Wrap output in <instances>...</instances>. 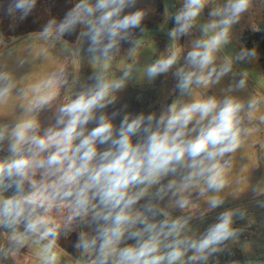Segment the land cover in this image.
Masks as SVG:
<instances>
[{
  "label": "clouds",
  "instance_id": "9594fccd",
  "mask_svg": "<svg viewBox=\"0 0 264 264\" xmlns=\"http://www.w3.org/2000/svg\"><path fill=\"white\" fill-rule=\"evenodd\" d=\"M136 2L79 0L56 31L62 37L74 32L77 25L86 27L88 51L94 61H103L102 68L106 70L111 53L119 51L121 42L138 43L132 40L133 30L141 27L146 12L143 9L126 12ZM205 2L185 0L174 17L175 27L170 35L188 34ZM250 2L227 0L222 8L211 13L221 19L205 26L203 31L207 34L210 28L219 30L194 42L186 56L192 70L181 67L175 73L181 94L188 92L193 84L219 83L231 71V59H225L219 68L215 66L216 53L228 43L231 26L238 22ZM35 4L36 0H14L9 14L18 12L23 21ZM53 25H56L54 19L43 28L42 35L50 36ZM253 55L254 51L245 50L236 59ZM178 60L179 50L156 60L146 68L147 78L151 81L166 74ZM130 73L128 66L115 81L107 80L103 72L97 75L95 85L58 108L55 124L42 135L38 134L40 126L34 117L18 122L11 130L7 125L0 127V142L7 134L12 156L0 161V189L16 190L10 197H0V227L11 230V240L17 247L24 246L29 234L51 238L41 254L45 264H54L58 258L53 247L61 223L52 216L54 210H66L62 221L65 234L81 225L95 226L91 236L80 231L75 245L84 253L95 252L92 264H177L189 251L194 253L189 259L207 264L210 256L222 250L221 245L241 231L233 227L237 214L240 219L244 217L239 210L220 212L217 222L199 239H191L182 235L190 218L173 219L151 203L143 209L136 206L153 186H158L156 198L163 200L171 193L174 206L181 210L190 206L193 189H198L199 196L207 191H222L228 184L225 174L230 167L225 157L236 152L244 143L242 137L251 133V129L243 127L241 113L245 102L234 96L222 100L209 96L179 106L172 103L159 117L155 113L134 117L125 114L117 127L108 115L96 113L114 103L115 98L109 97L125 87ZM246 75L228 91L233 87L243 89ZM53 83L52 79L47 81L48 85ZM14 87L11 75L0 72V104L6 102ZM39 90L37 86L36 91ZM55 95V92L40 95L32 107L50 104ZM255 104V100L249 101L248 109H253ZM116 115L112 113L113 117ZM93 121L96 126L89 130L88 125ZM192 132L196 134L192 136ZM185 169L178 180L162 183L169 175ZM38 175L40 179L36 178ZM25 184L28 191L24 190ZM255 191L264 193L259 187ZM223 203L219 196L208 197L209 210ZM157 214L164 219L156 220ZM20 225L23 231L18 230ZM129 240L135 243H127Z\"/></svg>",
  "mask_w": 264,
  "mask_h": 264
},
{
  "label": "rangeland",
  "instance_id": "374dc122",
  "mask_svg": "<svg viewBox=\"0 0 264 264\" xmlns=\"http://www.w3.org/2000/svg\"><path fill=\"white\" fill-rule=\"evenodd\" d=\"M226 2L227 0H206L188 34L172 37L170 33L175 27L174 17L184 6L185 0H137L135 6L126 9V12L138 9L146 12L141 27L133 30L132 40L138 43L121 42L119 51L111 53L109 67L105 70L102 68L103 61H94L93 54L88 51L86 27L77 25L74 32L62 37L56 31L57 25L79 0H36L35 7L23 21L19 19L18 12L9 14L14 0H0V72L9 73L15 83L6 102L0 104V127L7 125L11 130L18 122L34 117L40 126L38 134L42 135L45 129L55 124L58 108L95 85L97 75L103 72L107 80L115 81L123 76L128 66H131V73L125 87L111 94L109 98L114 97V103L96 113L97 116L101 112L108 115L117 127L125 114L134 117L141 113L145 116L155 113L159 117L172 103L179 106L209 96H215L218 100L225 96L243 100V127L251 129V133L242 137L244 143L236 152L225 157L230 163L225 174L227 186L218 193L207 191L204 196L197 195L198 189H193L189 196L191 204L183 210L174 206L175 198L171 197V193L163 200L156 198L154 193L158 186H153L149 195L136 207L143 209L146 204L151 203L173 219L190 218L182 235L191 239H199L210 225L217 222L220 212L239 210L244 213V217L240 219L237 214L233 227L240 229V233L221 245L222 250L210 256L207 264H264V193L258 194L255 191L257 187L264 189V0H251L248 9L231 26L228 43L216 53L217 68L225 59L232 61L231 71L219 83L208 86L193 84L188 92L181 94L175 75L181 67L185 71L192 70L186 60L187 53L193 49L195 41L205 39L219 30L210 28L207 34L203 31L205 26L221 19L211 13L222 8ZM52 19L56 21V25H53L52 34L45 37L42 30ZM176 50H179L178 62L166 74L150 81L146 68ZM245 50L254 51V55L237 60V54ZM245 73V87H233L232 91H228ZM49 79L54 81L52 85L47 84ZM37 86L39 91H36ZM47 92L56 93L50 104L32 107L36 98ZM251 100H255L256 104L249 110L247 105ZM114 112L118 115L113 117ZM95 126L96 122L93 121L88 128L90 130ZM195 134L191 133L192 136ZM9 143L6 134L5 140L0 142V161L12 158ZM183 171L186 169L169 175L162 183L167 184L171 179L178 180ZM36 178L40 179L39 175ZM24 190H29L27 184ZM15 192V188L7 191L0 189V197L7 198ZM211 196H219L224 203L209 210L208 197ZM65 211L54 210L52 213L56 221L61 223L53 250L62 240L63 248L67 246V250H62V253L69 260L76 261V264H92L95 252L84 253L75 245L80 231L91 236L95 226L81 225L65 234L62 225ZM155 219L163 220L164 216L157 214ZM7 229L0 227V259L4 260L41 258V248L44 249L51 239H42L39 234H29L24 246L17 247L11 240V230ZM18 230L23 231V225ZM127 243L135 241L129 240ZM193 255V251H189L177 264H205L199 259H189Z\"/></svg>",
  "mask_w": 264,
  "mask_h": 264
},
{
  "label": "crops",
  "instance_id": "0c3cea01",
  "mask_svg": "<svg viewBox=\"0 0 264 264\" xmlns=\"http://www.w3.org/2000/svg\"><path fill=\"white\" fill-rule=\"evenodd\" d=\"M8 230V229H7ZM6 232V231H5ZM62 240L59 246L53 250L57 254V260L54 262V264H76L77 262L73 260H69L67 255L62 253V250H67V246L65 245L64 248L62 246ZM43 250V248H41ZM0 264H45V262L41 258L37 259H22L17 261H9L0 259Z\"/></svg>",
  "mask_w": 264,
  "mask_h": 264
}]
</instances>
